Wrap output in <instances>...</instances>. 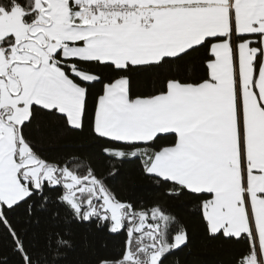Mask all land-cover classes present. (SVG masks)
<instances>
[{
  "label": "snow or ice",
  "instance_id": "obj_1",
  "mask_svg": "<svg viewBox=\"0 0 264 264\" xmlns=\"http://www.w3.org/2000/svg\"><path fill=\"white\" fill-rule=\"evenodd\" d=\"M40 116L88 129L108 171L46 156ZM130 160L151 202L111 183ZM184 198L234 264H264V0H0V235L21 264H61L81 224L123 237L95 264H168Z\"/></svg>",
  "mask_w": 264,
  "mask_h": 264
},
{
  "label": "trees",
  "instance_id": "obj_2",
  "mask_svg": "<svg viewBox=\"0 0 264 264\" xmlns=\"http://www.w3.org/2000/svg\"><path fill=\"white\" fill-rule=\"evenodd\" d=\"M97 85L96 90H99ZM94 90V91H96ZM33 137L40 142L44 154L57 159L70 153L89 156L99 172H107V163L99 156L94 137L88 129L83 132L72 130L51 117L40 116L32 130ZM119 175L112 179L115 190L121 199L139 198L151 202L157 196V190L149 179L142 175L136 160L125 161L118 165ZM189 234L187 247H182L168 258V264H234L240 245L223 237L212 238L206 230L197 201L184 198L173 209ZM25 225L21 222L20 227ZM50 223L42 216L39 225L29 226V234L35 231L42 234ZM60 225V228H63ZM73 247L67 250L61 264H95L98 255L114 252L122 236L108 234L95 225L81 224L73 227ZM10 237L0 235V256L8 258V264H21L20 257L12 253Z\"/></svg>",
  "mask_w": 264,
  "mask_h": 264
}]
</instances>
